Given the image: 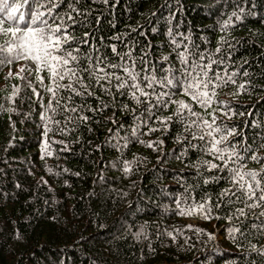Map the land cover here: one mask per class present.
Segmentation results:
<instances>
[{
	"label": "trees",
	"instance_id": "trees-1",
	"mask_svg": "<svg viewBox=\"0 0 264 264\" xmlns=\"http://www.w3.org/2000/svg\"><path fill=\"white\" fill-rule=\"evenodd\" d=\"M56 2L53 15L68 26L81 65L88 57L134 61L135 71L162 79L182 74V53L190 65H210L209 77L236 73L235 84L214 89L208 108L178 86L156 91L174 93L203 119L215 112L217 124L235 128L229 141L239 142L245 170L264 172V0ZM10 39L0 34V46ZM83 76L90 95L67 103L86 121L63 111L62 97L71 95L64 91L51 111L46 69L38 73L28 59L0 64V264H264L262 209L238 218L243 205L223 202L227 171L207 167L221 162L185 130L178 104L145 112L115 81L105 92ZM200 203L207 217L186 214Z\"/></svg>",
	"mask_w": 264,
	"mask_h": 264
},
{
	"label": "snow or ice",
	"instance_id": "snow-or-ice-1",
	"mask_svg": "<svg viewBox=\"0 0 264 264\" xmlns=\"http://www.w3.org/2000/svg\"><path fill=\"white\" fill-rule=\"evenodd\" d=\"M57 6L56 0H45L44 3H41V0H22V2L21 0H0V34L11 38L6 41L4 46H0V64H11L14 61L28 59L37 65L38 73L46 69L53 85L46 88V91L51 94V111H56V107L52 106L53 102L56 106H61V91L70 93L71 95L62 97L66 101L62 106L63 111L75 113V118L80 121H86L88 117L80 116L75 104L69 105L67 101H71L72 95H90L89 85L83 83V74H87L96 84H100L105 92H110L108 85L115 81V88L118 92L124 95L130 93L137 104H147L145 112H149L153 108L168 107L173 103L178 104L176 115L184 124L185 130L191 133L192 139L204 142L200 146L203 152L221 162V164L205 162L207 167L217 171L222 169L227 171V181L231 187L220 194L221 197H226L223 202L232 204L238 202L243 205L242 208L234 209V214L238 218L248 215L245 209L255 208H261L260 215L264 216V172L245 170L244 157L237 151L239 142L229 141L230 137L236 135L235 128H228L222 123L217 124L215 112L211 114V121L203 119L199 113L193 111L191 105L183 101H174L172 99L174 93L156 91L157 85L161 88L178 86L179 90L190 96L193 102L208 108L212 105L214 89L229 83L235 84L233 76L236 73H232L227 79L219 76L209 77L207 70L210 65L203 63L190 65L188 57L182 53H177L181 57V63L185 66L182 74H169L162 79H158L151 69L148 71L142 69L143 75L141 72L135 71L134 61L132 66L116 65L107 62L103 57L94 60L88 57L85 64L81 65L79 46L74 44L68 26L63 23L59 14L53 15V9ZM41 9H46V11ZM25 11H27V17ZM49 20L52 21L51 24ZM67 20L75 23L70 15ZM6 24L8 26H5ZM83 43H88L87 39ZM112 50L116 52L115 48ZM200 59L203 60L204 57ZM141 63H144L143 59ZM23 70L22 68L20 71ZM120 72L123 75L118 74ZM243 75H247V72ZM21 78L23 79V77ZM66 78L70 82L67 85L61 84L60 82ZM37 79L43 84L42 76L38 75ZM210 85L213 89L211 92L209 91ZM29 86L31 87V84ZM239 87L243 88L244 85ZM32 92L37 97L40 96L35 88H32ZM229 112H231V108H228L227 111L221 108L222 115L228 116ZM44 119L52 120V117L46 116ZM170 120L171 117H168L161 120L160 123L167 124ZM71 122V119L66 121V123ZM156 130L151 129V131ZM153 146L151 143L148 144L150 148ZM45 150L47 151V145ZM245 151H250V149H245ZM248 159L260 162L262 158L253 154ZM207 182L206 180L205 183ZM220 202L218 198L217 207L220 206ZM194 212L203 213L207 217L210 208L205 203H200L189 208L186 214L191 215ZM262 227H264V222H262Z\"/></svg>",
	"mask_w": 264,
	"mask_h": 264
}]
</instances>
